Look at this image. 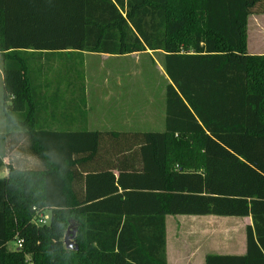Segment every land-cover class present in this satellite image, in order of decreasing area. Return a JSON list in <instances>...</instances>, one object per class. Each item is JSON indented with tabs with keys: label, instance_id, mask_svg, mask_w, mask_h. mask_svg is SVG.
<instances>
[{
	"label": "trees",
	"instance_id": "obj_1",
	"mask_svg": "<svg viewBox=\"0 0 264 264\" xmlns=\"http://www.w3.org/2000/svg\"><path fill=\"white\" fill-rule=\"evenodd\" d=\"M253 14L264 0H0V264H168V215L251 217L246 253L205 264H264ZM147 51L163 53L169 80L164 131L42 122L44 111L85 108L86 54ZM71 221L77 250L64 244Z\"/></svg>",
	"mask_w": 264,
	"mask_h": 264
},
{
	"label": "crops",
	"instance_id": "obj_2",
	"mask_svg": "<svg viewBox=\"0 0 264 264\" xmlns=\"http://www.w3.org/2000/svg\"><path fill=\"white\" fill-rule=\"evenodd\" d=\"M151 53V51H148ZM140 53L125 56L86 54L94 56H106L116 62H127ZM261 54V53H259ZM85 55V58H86ZM153 57V54H150ZM155 62H157L155 60ZM159 65V64H158ZM163 66V63H162ZM165 74V71H164ZM165 78L169 82L166 74ZM94 80V79H93ZM132 77L128 76H109L101 77L98 84L92 91L91 100L90 87L86 88V105L81 108L75 107L72 111L60 109L55 111L43 112L42 122L52 129L75 130L85 125L89 130L114 131V132H133L138 130L137 122L143 125L157 127L164 131L166 119L165 87L157 95L150 93L146 89L140 90L142 95L137 98L133 94L129 85ZM0 81L2 83V97L4 93L3 85V62L0 56ZM92 82V83H93ZM63 83V82H62ZM166 83V84H167ZM86 86L89 85L85 78ZM111 84V87H109ZM107 85V86H106ZM109 85V86H108ZM64 88V87H63ZM139 93V91H137ZM148 92V93H147ZM4 116H0V134L5 132ZM155 131V130H150ZM5 162L7 160H4ZM4 177L8 173L6 167ZM0 170V171H1ZM115 175L118 174L114 171ZM220 218V217H219ZM226 227L215 228L214 215H168L166 216V257L168 264H205L208 254L225 255H244L246 253V228L252 225L251 217H226ZM231 218V219H230ZM222 221V219H220ZM235 228V230H233ZM215 231H220L223 235L222 252H214L213 237ZM232 233V234H231ZM193 235V236H192Z\"/></svg>",
	"mask_w": 264,
	"mask_h": 264
},
{
	"label": "rangeland",
	"instance_id": "obj_3",
	"mask_svg": "<svg viewBox=\"0 0 264 264\" xmlns=\"http://www.w3.org/2000/svg\"><path fill=\"white\" fill-rule=\"evenodd\" d=\"M248 51L251 54H264V14L256 15L253 14L249 17V24H248ZM153 54V57L150 56ZM155 60L157 62H155ZM163 53L162 52H141L138 57L135 56L131 58L126 63H120L113 61L112 58H108L106 56H94V55H86L85 58V74L88 81L86 87L89 91L88 86L90 87V94L91 100H94L92 97V91L95 92L93 89L98 84H94L93 81H98L101 77H109L114 75L119 76H130L132 77V82L129 85L130 88L133 90V94L137 98L142 95L140 90H147L153 94H159L164 89L167 81L164 74V67L162 66L163 63ZM159 64V65H158ZM94 79V80H93ZM93 82V83H92ZM107 86V85H106ZM109 86V85H108ZM111 87V84L110 86ZM92 90V91H91ZM139 91V93L137 92ZM148 93V92H147ZM3 97H2V83L0 81V116L3 117ZM4 119V118H3ZM5 122V119H4ZM138 125V130L142 131H150V130H159L157 127H152L148 125H143L139 122L136 123ZM5 125V123H4ZM1 127V125H0ZM5 173V170L0 171V176ZM218 219H214V226L216 229H219L220 226L226 227L227 220L229 218L222 217V216H215ZM220 217V218H219ZM222 219V221L220 220ZM231 219V218H230ZM76 227L75 223L69 224L67 231H69V242H75V239L71 238L72 229ZM235 230V228L233 229ZM232 234V233H231ZM193 236V235H192ZM222 238L223 235L220 231H215V235L213 237L214 241V252H222ZM17 243L11 242L8 244L9 249L16 248Z\"/></svg>",
	"mask_w": 264,
	"mask_h": 264
},
{
	"label": "water",
	"instance_id": "obj_4",
	"mask_svg": "<svg viewBox=\"0 0 264 264\" xmlns=\"http://www.w3.org/2000/svg\"><path fill=\"white\" fill-rule=\"evenodd\" d=\"M71 223H74V221H71ZM76 232H77V227H74L71 231V234H72L71 238H73V239L75 238ZM68 234H69V231L66 232L65 237H64V244L66 245V248L70 249V250H72V249L77 250L78 249L77 244L75 242H69L68 241V238H69Z\"/></svg>",
	"mask_w": 264,
	"mask_h": 264
},
{
	"label": "built area",
	"instance_id": "obj_5",
	"mask_svg": "<svg viewBox=\"0 0 264 264\" xmlns=\"http://www.w3.org/2000/svg\"><path fill=\"white\" fill-rule=\"evenodd\" d=\"M49 219V216L48 215H45V216H42L40 219H39V223L41 224H46L47 221ZM17 246L18 247H21L22 246V240H18L17 242Z\"/></svg>",
	"mask_w": 264,
	"mask_h": 264
}]
</instances>
